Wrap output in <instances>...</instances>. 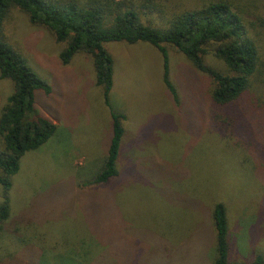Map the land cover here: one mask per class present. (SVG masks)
<instances>
[{
    "label": "rangeland",
    "instance_id": "obj_1",
    "mask_svg": "<svg viewBox=\"0 0 264 264\" xmlns=\"http://www.w3.org/2000/svg\"><path fill=\"white\" fill-rule=\"evenodd\" d=\"M238 1L264 65V0ZM206 2L156 3L177 11ZM147 17L143 22L161 25ZM1 37L51 87L50 95L35 92L34 107L57 129L19 160L10 215L0 225V264H213L216 203L226 208L229 263L264 259V130L242 100L213 109L209 79L167 47L176 104L158 50L112 42L104 44L113 60L107 107L91 58L79 53L62 64L64 44L24 12L8 10ZM204 61L226 72L211 53ZM12 93V82L0 79V116ZM256 96L262 107L264 84ZM111 111L125 117L118 177L94 185L111 138Z\"/></svg>",
    "mask_w": 264,
    "mask_h": 264
},
{
    "label": "trees",
    "instance_id": "obj_2",
    "mask_svg": "<svg viewBox=\"0 0 264 264\" xmlns=\"http://www.w3.org/2000/svg\"><path fill=\"white\" fill-rule=\"evenodd\" d=\"M157 1L160 0H0V79L13 84V93L0 116L3 146L0 150V225L10 215L8 193L12 177L19 170L20 158L43 146L57 129L34 107L35 92L50 95L51 87L1 37L2 23L10 8L24 12L32 25L48 28L56 42L64 44L59 54L62 64L67 65L79 53L91 58L95 84L101 88L107 107H110L113 86V60L104 44L146 43L158 50L163 59V83L177 104V91L169 79L167 47H171L209 79L208 102L213 109L242 100L248 118L253 125L256 118L258 130L263 132L264 105H259L256 93L264 84V65L257 44L249 34V15L245 16L240 2L208 0L198 8L166 11ZM149 13L157 16L161 25L143 22L150 20ZM210 53L223 63L226 72L205 64L204 58ZM124 118L111 111V138L103 167L91 181L94 185L106 184L118 177L116 162L124 134ZM212 210L216 233L213 264H230L226 208L216 203ZM248 264H264V259L256 256Z\"/></svg>",
    "mask_w": 264,
    "mask_h": 264
}]
</instances>
